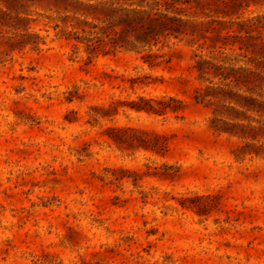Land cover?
<instances>
[{
	"label": "rangeland",
	"instance_id": "1",
	"mask_svg": "<svg viewBox=\"0 0 264 264\" xmlns=\"http://www.w3.org/2000/svg\"><path fill=\"white\" fill-rule=\"evenodd\" d=\"M57 5L0 0V264H264V87L193 67L264 75V57L183 37L154 66L122 47L88 58ZM206 86L255 99L196 102ZM139 96L178 108L137 111Z\"/></svg>",
	"mask_w": 264,
	"mask_h": 264
},
{
	"label": "trees",
	"instance_id": "2",
	"mask_svg": "<svg viewBox=\"0 0 264 264\" xmlns=\"http://www.w3.org/2000/svg\"><path fill=\"white\" fill-rule=\"evenodd\" d=\"M55 2L59 9L70 13L72 20L70 24L73 30L68 31L65 38L73 40V48H77L78 43H81L88 58L98 52L106 53L109 47L111 50L122 47L140 53V58L144 62L154 66L164 60L162 47L165 42L170 38L183 37L191 44L198 42V46L209 49V52L216 50L221 53L227 46L232 47L238 41L237 48L241 53L249 51L253 56L264 57V14L247 18L237 15L235 20L224 19L251 4H264V0H55ZM252 31L255 35L251 34ZM195 56L198 58L193 67L199 76L212 73L222 80L232 81L239 88L244 87L249 92H256L264 87V75L259 71L243 66H221L202 55ZM262 66L264 67V64ZM262 72L264 73V69ZM218 95L229 97L238 95L248 100L255 99L250 95L236 94L219 86L195 89L194 98L196 102H202L206 96H210L207 99L210 101L211 97ZM170 101L178 100L174 97L165 99L139 96L130 107L146 113L163 114L177 110L178 107L170 105ZM110 105L115 108V102H111ZM127 131L128 128L110 127L108 137L118 144L129 143L125 136ZM154 137L157 139L159 136ZM142 146L152 148L147 144Z\"/></svg>",
	"mask_w": 264,
	"mask_h": 264
}]
</instances>
